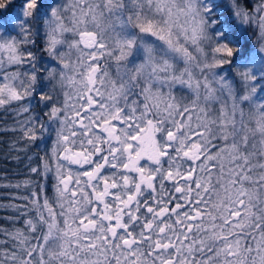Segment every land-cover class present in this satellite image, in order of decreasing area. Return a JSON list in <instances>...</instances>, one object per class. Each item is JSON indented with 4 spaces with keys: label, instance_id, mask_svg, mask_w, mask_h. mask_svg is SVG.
Listing matches in <instances>:
<instances>
[{
    "label": "snow or ice",
    "instance_id": "6c2138e0",
    "mask_svg": "<svg viewBox=\"0 0 264 264\" xmlns=\"http://www.w3.org/2000/svg\"><path fill=\"white\" fill-rule=\"evenodd\" d=\"M10 4L0 0V10ZM216 8L215 0H23L9 22L25 39L0 35V53L29 68L4 74L0 107L36 96L58 125L54 197L32 194L37 216L27 227L46 231L33 240L10 234L18 244L0 251V264H264V102L256 99L264 43L245 54L235 31L258 16L264 37V2L251 16L237 7L231 24ZM35 18H46V50L58 62L46 75L20 49ZM224 65L246 91L215 71ZM177 86L190 103L177 99ZM21 131L36 141L47 127L29 115ZM62 162L84 170L65 172Z\"/></svg>",
    "mask_w": 264,
    "mask_h": 264
},
{
    "label": "trees",
    "instance_id": "16d2710c",
    "mask_svg": "<svg viewBox=\"0 0 264 264\" xmlns=\"http://www.w3.org/2000/svg\"><path fill=\"white\" fill-rule=\"evenodd\" d=\"M22 2L23 0H11L7 9L0 10V23L7 22L14 12L20 13ZM42 2L45 6L50 4V0ZM262 2L264 0H215L216 13L221 20L231 24L232 13L237 7L249 12L251 16ZM44 22V18L33 19L31 34L27 37L30 42L24 44L25 49L34 54L35 62L40 65H43L45 53ZM235 31L245 54L263 43L264 37L258 16L242 26L237 24ZM223 67L231 79L235 78L233 81L237 90L246 91L247 85L239 83L235 69L229 65ZM258 90L260 91L259 88ZM39 103L41 104L40 101ZM39 110H42L41 106ZM26 118L27 113L16 107L7 105L0 110V251L11 249L14 244H18L12 239V233L19 231L29 240H33L44 232L45 229L38 225L37 231L30 233L26 224L29 219L35 222L37 216L32 194L35 193L41 203L45 197L52 199L49 185L51 181L46 180L42 168L47 158L42 140L29 141L21 131ZM33 168L37 171L33 172Z\"/></svg>",
    "mask_w": 264,
    "mask_h": 264
},
{
    "label": "rangeland",
    "instance_id": "374dc122",
    "mask_svg": "<svg viewBox=\"0 0 264 264\" xmlns=\"http://www.w3.org/2000/svg\"><path fill=\"white\" fill-rule=\"evenodd\" d=\"M126 2H127V0H126ZM177 2H179V0H177ZM51 3H56V4H61V5H70L71 3H73V0H50V4ZM14 15H19V13L18 12H14L9 17L7 22H3L2 23L4 27H3V29H0V35H4V36L11 35V36L15 37V39L18 42H20V41H23L25 39V37L22 34L18 33L17 30H14L12 25H11V23L9 22L11 17L14 16ZM65 16H66L65 24L70 26L68 24V19H67L68 14L65 13ZM45 19L46 18H44V21H45ZM44 31H45V34H44L45 53H44L43 65H40L38 62H36L37 67L40 69L42 75H46L45 69H47L49 67H54L58 63L57 61L52 60V58L48 55L47 50H46L47 49V31H48V29L46 27V23L45 22H44ZM64 38L66 40H70V39H74L75 37L73 36L72 33H65L64 34ZM263 43H264V39H263ZM24 44L25 43H20L21 51L26 50L25 47H24ZM203 47H204L205 53H209L210 54V45L209 44H205V45H203ZM61 50L67 51L66 47H63ZM70 54H71L73 59L76 58L77 53L75 51L71 52ZM108 66H109V71L113 72L114 65L111 62H109ZM182 66L183 65H179L178 67H182ZM28 68H29V65H27V64H25V65L9 64L7 62V53H0V83L4 82L3 77H4L5 73H7L9 75L12 74V73H15V72L23 73ZM225 70L226 69L224 67H222V68H217L215 71L218 72V73L222 72L226 76V78L231 79L229 77V75L225 72ZM233 86L237 90V87H236V84L234 83V81H233ZM256 86H257V97H256V99H257L258 102H264V92L258 90V88L261 89V87H264V84H262L261 82H258V84H256ZM40 87H42L44 91H48V89L51 87V85L49 84L48 81L41 80ZM40 87H38V91L40 90ZM55 91H56V95L60 96L61 99H62L61 90L59 88H57ZM174 95H176L177 99L182 100V102L185 103V104L190 103L192 98H193L192 94L190 93V91L185 90V89H181L179 86H177V88L174 90ZM33 97H36V96H33ZM28 99H26L24 101H20V102H12L11 104H8V105L12 106V107H16V108L22 109V107L25 104H28ZM33 105L36 106L35 103ZM39 105L41 106L42 110H37L36 113H34V115L33 116L31 115V116L32 117H39L41 120H43L46 123L47 131L39 134L41 136L40 139L42 140L43 148L45 149V152H46V155H47V158L43 162V166H44V163L47 162L49 164V168L53 169V170L45 172L43 166H42V168H43V172H44V176H45L46 180L47 181H51L49 183V185L51 186L50 192L52 194V199H53V197H54L55 173H54V161L50 157H51V150L54 147V143H55V139H56L55 129L58 127V125L55 122H51V123L47 122V117L45 116V113L47 112V109L44 107L43 103H41ZM4 107H7V105L0 107V110H1V108H4ZM248 110L249 109H248L247 105H245V111L247 112ZM29 115L30 114L27 113L28 117H29ZM62 163H64V165H65V167L63 169V171H65V172L67 170H69V169L73 173H76L77 171H83L84 170V169H81L78 165H75V166L74 165H70L67 162H62ZM84 167L87 168L88 166H84ZM106 171H111V170H106ZM48 199H49L50 202L52 201V199H50V198H48ZM45 231H46V229H45Z\"/></svg>",
    "mask_w": 264,
    "mask_h": 264
},
{
    "label": "flooded vegetation",
    "instance_id": "af4514ba",
    "mask_svg": "<svg viewBox=\"0 0 264 264\" xmlns=\"http://www.w3.org/2000/svg\"><path fill=\"white\" fill-rule=\"evenodd\" d=\"M29 100H31V107H30V112H29V114H30V115H34V113H36V111L39 110V107H40L39 104H40V103H39L37 97H31V98H29V99H28V103H29ZM34 103L36 104V106L33 105ZM142 163H144V162L142 161ZM86 166H87V165H86ZM47 185H48V183H47Z\"/></svg>",
    "mask_w": 264,
    "mask_h": 264
}]
</instances>
